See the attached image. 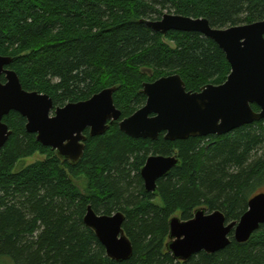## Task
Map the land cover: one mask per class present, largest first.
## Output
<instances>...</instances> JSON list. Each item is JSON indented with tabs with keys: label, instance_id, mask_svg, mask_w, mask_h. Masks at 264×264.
<instances>
[{
	"label": "trees",
	"instance_id": "16d2710c",
	"mask_svg": "<svg viewBox=\"0 0 264 264\" xmlns=\"http://www.w3.org/2000/svg\"><path fill=\"white\" fill-rule=\"evenodd\" d=\"M165 11L224 29L264 21V0H0V55L13 59L9 68L25 90L49 95L55 109L118 86L115 105L125 119L145 106L144 83L178 74L188 91L199 92L224 84L231 73L213 40L195 32L161 35L142 22L160 20ZM4 122L12 135L0 152V264L8 258L14 264H264V225L246 243L231 236L226 249L185 262L167 249L177 215L189 221L206 209L238 222L264 193V121L221 137L174 142L164 134L133 139L115 122L102 136L86 131L75 165L28 133L17 112ZM36 154L45 159L13 172ZM150 156L180 160L158 181V194L145 190L141 176ZM80 177L87 192L76 184ZM90 206L98 215L124 214L129 260L107 256L84 222Z\"/></svg>",
	"mask_w": 264,
	"mask_h": 264
},
{
	"label": "water",
	"instance_id": "95a60500",
	"mask_svg": "<svg viewBox=\"0 0 264 264\" xmlns=\"http://www.w3.org/2000/svg\"><path fill=\"white\" fill-rule=\"evenodd\" d=\"M142 22L161 35L195 32L213 40L231 66L227 81L219 86L209 84L199 92L188 91L178 74L144 83L145 106L122 119L114 100L118 86L106 88L89 100L55 109L49 95L25 90L18 74L9 68L13 59L0 55V152L12 135L4 122L12 112L27 120V132L35 134L39 143L72 165L84 155L86 131L91 138L102 136L115 122L133 139L156 141L164 134L166 140L174 142L221 137L264 121V21L218 29L205 18L165 14L160 20ZM254 105L259 112L253 109ZM179 164L177 156H150L141 171L145 190L158 194V181ZM84 222L96 233L110 259L123 262L132 257L133 246L123 229V213L98 215L90 206ZM262 225L264 193L250 200L247 212L238 222L229 224L220 211L209 213L206 209L197 210L189 221L173 218L167 249L176 260L185 262L202 252L214 254L226 249L231 236L237 243H246Z\"/></svg>",
	"mask_w": 264,
	"mask_h": 264
},
{
	"label": "rangeland",
	"instance_id": "374dc122",
	"mask_svg": "<svg viewBox=\"0 0 264 264\" xmlns=\"http://www.w3.org/2000/svg\"><path fill=\"white\" fill-rule=\"evenodd\" d=\"M165 14H175V13H171L169 11H165L164 12V15ZM168 42V41H167ZM169 44H171V46H174L171 42H169ZM45 159V156L41 155V154H36L34 155L33 157H29V158H25V159H22L18 162V164L15 166L14 168V173H18L20 172L21 170H23L25 167L33 164V163H36L38 161H42ZM76 184L78 186V188L82 191V192H87L88 190V181L85 177H80L78 180H76ZM211 213V212H209ZM177 217L180 218L179 215H177ZM2 264H14V262L11 260V259H3L2 260Z\"/></svg>",
	"mask_w": 264,
	"mask_h": 264
},
{
	"label": "flooded vegetation",
	"instance_id": "af4514ba",
	"mask_svg": "<svg viewBox=\"0 0 264 264\" xmlns=\"http://www.w3.org/2000/svg\"><path fill=\"white\" fill-rule=\"evenodd\" d=\"M86 135V134H85Z\"/></svg>",
	"mask_w": 264,
	"mask_h": 264
}]
</instances>
